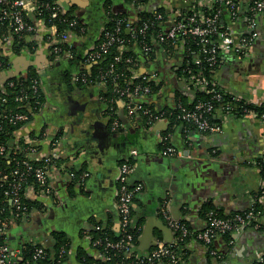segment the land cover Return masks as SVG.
Segmentation results:
<instances>
[{"label":"crops","instance_id":"obj_1","mask_svg":"<svg viewBox=\"0 0 264 264\" xmlns=\"http://www.w3.org/2000/svg\"><path fill=\"white\" fill-rule=\"evenodd\" d=\"M53 1L84 24V34L72 35L69 40L83 58L103 29L105 5L113 12H126L131 20L136 16V10L126 0ZM251 2L236 0V15L222 8L218 26L232 31L238 38L247 35L251 41L241 55L221 52L210 77L215 85L238 101L261 104L264 102V9L252 13ZM215 7V0H149L144 5L149 11L161 8L167 15L166 23L172 22L177 15L209 12ZM29 16L35 31L24 37L32 43L33 50L24 47L19 53L15 52L13 34L6 30L0 36V54L9 60L7 70L13 69L17 56L40 59V66H29L21 73L30 68L38 73L44 98L40 108L43 109L15 130L14 143L17 149L22 148L23 143L35 146L37 158L52 157L48 178L50 192L43 194L33 185L26 190V197L37 201L41 207L33 208L19 219H9L4 241L10 248L20 252L28 243L50 247L54 243L53 232L59 231L69 240L63 264H83L80 250L91 258H98L100 252L91 237L96 226L118 235V167L129 158L132 160L129 182L142 187L134 193L131 219L139 236L128 250L136 257L149 255L156 243L174 241L173 231L165 227L167 224L161 214L163 206L190 229H201L205 223L203 204L210 203L215 209L205 214L220 211L227 216L244 210L255 201L263 181L256 158L264 154V122L256 112L244 113L238 105L217 111L212 121L220 125V131L211 134L171 119L170 112L175 110L180 99L190 103L196 92H200L176 75L185 55L183 41L176 43L173 49H164L155 42L152 59L141 60L138 64L139 74L148 73L160 85L148 102L153 110L164 115L157 120L129 115L123 100L117 99L112 107L115 114L112 120L101 97L102 87L76 88L70 77L77 70L88 69L89 65L80 59L74 67L65 70L66 60L50 58L48 29L43 21L33 19L34 14ZM16 65L22 67V64ZM54 67L57 70L51 71ZM3 71L6 70L0 69V89L7 81L2 80ZM64 75L69 78H63ZM58 86H63L67 92L81 93L86 101L83 104H89L93 124L88 126L84 139H90L92 147H85L79 137H74L78 142L75 146L74 139L69 138V128L60 127L61 109L51 96ZM166 146L173 147V154L165 153ZM133 149L137 150V155L130 153ZM84 172L88 176L80 181L79 175ZM70 173L75 176L71 177ZM231 235V239L217 235L210 246L191 238L185 257L177 264H254L255 251L264 252L263 225ZM209 249L215 250L216 255L210 254ZM20 254L18 259L22 258Z\"/></svg>","mask_w":264,"mask_h":264},{"label":"built area","instance_id":"obj_2","mask_svg":"<svg viewBox=\"0 0 264 264\" xmlns=\"http://www.w3.org/2000/svg\"><path fill=\"white\" fill-rule=\"evenodd\" d=\"M217 6L209 12H192L187 15H177L172 19V22L167 23L163 31L157 32L155 39L159 42H166L169 40L181 38H190L195 41L197 50L193 57V63L197 66L206 64L209 67V72L215 69L219 62V56L221 52H234L241 55L250 45L251 37L245 35L242 37L234 36L232 31L221 29L218 26V21L222 13V8L225 7L231 12L232 15H236V0H215ZM2 8L0 10V21H7L9 24L11 33L22 36L35 31L34 25L29 22L27 16L35 12L34 0H0ZM50 11V18L59 17L57 7L54 5H46ZM264 9V0H252L250 10L252 13ZM163 16L160 13H156L152 19L143 20L139 25L134 22L135 20L120 19L116 21L115 27L112 31L105 30L103 33L104 39L100 43V48L104 51L113 44H118L119 48H125V39L120 35L121 26L130 33H137L144 35L148 27L156 20L162 19ZM250 21L251 17H250ZM75 19L71 20V24H76ZM253 25V23H251ZM46 38L51 41V45L55 53L60 51V47L57 45L59 42L68 40V35L65 31L58 32L54 26L51 29L48 28V34ZM68 41V49L65 51L64 56L71 57V44ZM143 51H149L150 46L144 44L142 46ZM97 56V52L89 55L88 59H93ZM121 58L119 55L115 56V60L119 61ZM125 62H131L130 58H126ZM0 69L6 70L7 64H4L0 60ZM200 70L198 74H191L188 79L191 86L209 95L208 99H198L191 106L186 107L178 103L175 109H178L176 118L180 119L187 124L192 125L197 131L202 133H215L220 131V125L213 122L210 118L217 111H225L231 108L232 102L225 100V92L216 88L211 78L207 79L201 74ZM143 79L151 78L152 76L142 73ZM119 74L111 66L107 70L103 71L100 76V83L103 84L107 78L117 80ZM82 78L81 80H83ZM9 87L14 86V82L7 80ZM30 91L32 93L31 98H36L35 103H38V97L40 95V82L37 77H34L30 81ZM121 96L126 99L123 101L124 108L129 115H141L149 120H157L161 118L164 113L156 112L142 102L137 101L141 96H146L150 92V87L147 84L136 83L133 86H125L124 88H117L116 90ZM20 94L16 95V102H25L29 99V95L26 91L20 90ZM233 101H238L235 97L231 96ZM2 103L6 102L3 97ZM239 106V105H238ZM240 110L244 113L251 112L245 106H240ZM173 114V111L170 112ZM252 113H254L252 111ZM250 114V113H249ZM260 119L264 122V112L259 115ZM28 114L19 111H12L9 109H0V137L5 133L8 126H16L19 123L26 122L28 120ZM166 139V137L164 138ZM14 144L9 145L0 140V156L7 158V163H11L8 171H0V197L3 200L8 201L11 207L16 210V215L27 210L26 205L23 202L26 196V190L32 186L28 182L29 178L33 179V182L37 186V190L43 194L50 192L48 178L49 167L52 161L50 155L37 158L34 154V149L26 147L23 149L22 156H16V150ZM174 149L171 146H166L165 153L171 155ZM132 155H137V150L130 151ZM132 171V164L128 162H122L118 167V190H117V213L119 218V232L116 239H111L107 234H104L101 238L93 240V245L100 246L104 250L103 259L106 264H125L123 259H114L110 251L127 252L132 244L134 238V230L132 228V204L134 193L141 190V185L133 186L129 182V176ZM71 177H74V173H70ZM88 176L87 172L79 175L80 181ZM264 188V179L262 186ZM5 202H3L4 204ZM4 210L3 208H1ZM24 214V213H21ZM161 214L167 224V226L173 231L174 241L166 243H156L151 252L147 256H138L133 261V264H160L167 262L169 264H177L179 262V253L172 248V245L181 242L184 238L190 237L199 240L203 244L211 245L214 237L217 235L226 234H240L247 228H259L264 226V190H262L257 200L253 201L247 208L242 211L233 212L227 216H220L215 212H207L204 217V226L199 229H190L185 222L173 218L168 212L166 206L161 209ZM7 222L0 221V234L5 232ZM99 226H96L98 229ZM138 231V228L136 229ZM210 254L216 255L215 250L209 249ZM66 252L64 247H61L57 254L51 255V259L57 264H62L63 256ZM19 250L10 248L6 243L0 244V264H16V258ZM44 246L34 244L31 248V259L33 261H39L45 259L47 256ZM223 264H228L224 262ZM254 264H264V252L255 251Z\"/></svg>","mask_w":264,"mask_h":264},{"label":"trees","instance_id":"obj_3","mask_svg":"<svg viewBox=\"0 0 264 264\" xmlns=\"http://www.w3.org/2000/svg\"><path fill=\"white\" fill-rule=\"evenodd\" d=\"M149 0H126V2L130 5L133 6V8L136 10V16H135V21L137 25H139L143 20H149L154 17L156 13L162 14L163 18L160 20H156L154 24L150 25L144 35L141 34H133L130 32H126V30L123 27V24L121 26V31L120 35L125 39V45H127L125 48L120 49L118 44H113L106 50H102L100 48V43L104 39L103 33L105 30L112 31L113 28L115 27L116 21L120 19H129V16L126 12H113L108 5H105V14H106V19L103 23V29L97 33L96 38L93 41L92 48L89 49V52L84 55L86 57L83 58L81 54L78 53V50L73 47L71 41L69 42L72 46V56L70 58V61L72 63H78L80 59L82 60L83 63L88 64L89 68H83L80 69L77 73L78 76V85H99L102 87V92H101V97L104 100V102L107 104L108 109L107 112H110V116L112 117L111 119L113 120L115 118V114L113 112V104L117 99H121L125 101V97L121 96L116 90L117 88H124L125 86H133L136 83H143L147 84L150 87V92L146 96H141L139 100L142 102L144 105L149 106L152 108V105L149 104L148 98L156 94L159 90V84L158 82L153 78H148L143 79L142 75L139 74L138 71V64L141 62V60L148 61L152 59L154 53H155V42L159 44V46L163 47L164 49L170 48L173 49L174 45L180 41H183L185 43V55L184 58L181 62V64L178 66L176 70V75L179 77H183L185 81H189L188 79L190 78L191 74H198L200 70L201 74L206 77L207 79L211 78V73L209 72V67L206 64H202L201 66H197L193 63V57L195 56L197 46L195 44V41L190 39V38H181L177 37L176 39L169 40L166 42H159L155 39V36L157 32L163 31L166 26V21H167V15L161 8H158L156 11H149L144 8V5L148 2ZM35 4V12H34V18L33 19H38L43 21L45 27L48 29H51L52 26L56 28L57 33L65 31L66 34L68 35V40L59 42L57 45L61 48L59 52L55 53L53 50V47L50 46L51 48V57L55 58V56H64L65 51L68 49V41L70 40V36L72 35H81L84 34L83 28L85 27L82 22L70 11L66 12L62 10V8L57 5L53 0H34ZM46 5H54L57 7L59 17L57 18H50V11L46 7ZM217 6V4H216ZM2 8V5L0 4V10ZM192 12H189L191 14ZM187 15V14H185ZM184 15V16H185ZM27 19L29 22L33 21L31 17L28 15ZM75 19L77 21L76 24H71V20ZM130 20V19H129ZM6 30H10L9 24L7 21H0V36L2 35L3 32H7ZM13 50L15 52H20L22 48L28 49V51H32L33 47L31 46V42H27L25 40L24 35L19 36L13 33ZM144 44H147L150 46L149 51H143L142 46ZM97 52V56H95L93 59L89 58V55ZM119 55L120 60L116 61L115 56ZM126 58H130L131 62H125ZM0 60L4 62V64H7L9 67V60L0 54ZM113 67V69L119 74L117 80H113L111 77L107 78L103 84L100 83V76L101 73L105 70H107L110 67ZM1 68V67H0ZM216 68V66H215ZM148 74V73H147ZM149 75V74H148ZM37 77L39 79L38 73L30 68L28 71H26L24 74H19L17 76H14L10 78V81L14 82L13 87H9L6 81L4 83L3 89H0V101L4 97L6 99L5 103L0 102V109H9L12 111H19V112H24L28 114L29 118L26 122L31 121L34 118V115L41 109L40 107L42 106V103L44 102L43 95L40 91V95L38 97V103H35L37 100L36 98H31V91H30V81L32 78ZM68 77V75H67ZM85 78L86 81L82 82L81 79ZM99 82V83H98ZM216 88H219L217 85H215ZM26 91L29 95V99L26 100L25 102H16L14 99L16 95L20 94L19 91ZM221 90V89H220ZM209 95L203 93V92H196L193 100L190 103H185L183 100H179L180 104L183 106L189 107L198 99H208ZM225 100L228 101L230 100L231 105L235 104L239 106H245L249 110H252L258 114V116L264 112V102L261 104H253V103H246L243 101H233L231 99V95L225 93ZM178 109L173 110V114L171 116V119L175 120L178 123H183L184 126H189L194 129V127L190 124H187L186 122L177 119ZM212 120V116H210ZM26 122L19 123L16 126H8L5 130V133L1 135L0 140L2 142H5L9 145H12L14 143V132L17 128L21 127L24 125ZM22 148H18L15 150L16 156H22L23 155V149L26 147H30L34 150H36V147L33 145H30L29 143H23ZM16 147V145H15ZM125 162L132 163L131 158L125 160ZM12 162L7 163V158H4L0 156V171L5 170L8 171L10 168ZM122 163V162H121ZM256 164L260 173V176L262 179H264V154L256 158ZM29 183H31L35 188L37 189L36 184L33 182L32 178H29L28 180ZM262 190L264 188H259L258 192L256 193V199L258 196H260ZM3 202H5L3 204ZM24 204L27 207V210L21 213H19L18 216L16 215V210H14L10 203L8 201H5L0 197V221L3 222H8L10 218L14 219H19L22 216L28 215V213L34 208H39L41 205L34 200H30L26 196L23 199ZM3 208L4 210H2ZM202 214L205 217V212L214 209V207L210 203H205L202 205ZM215 210V209H214ZM133 213V209H132ZM217 214L220 216H225L223 213L220 211H217ZM182 221V220H181ZM184 222V221H183ZM186 225L190 228V226L186 223ZM132 228L134 230V238L132 240V244L136 243L137 238L139 236V231H136L137 226H134L132 224ZM104 234H107L111 239H116L119 235L114 236L112 233L108 232L107 230H104L99 226L98 229H95L92 234V239L96 238H101ZM226 234L228 239H231V235ZM53 237H54V243L50 247H46V253L47 257L45 259L39 260V261H33L31 259V244H25L21 251L19 253L20 256L22 257L21 259L16 258V264H57L51 259V252L53 254H57L59 249L61 247H64L65 249L68 248L69 246V240L66 237V235L63 232H53ZM4 233L0 234V244L5 243L4 241ZM191 240L190 237L184 238L181 242L175 243L172 245V248L175 251H178L179 257L182 260L185 257V252H186V246L187 243ZM96 248L100 252V256L98 258H91L88 255L85 254L83 250H80L79 255L82 256L80 257V260H83V264H106V262L103 259L104 256V250L100 246H96ZM111 254H114L113 257L114 259H123L125 264H133V261L136 259V254L132 253L129 254V252H114L110 251ZM65 257V254L63 256V259ZM61 264V263H60ZM63 264V262H62Z\"/></svg>","mask_w":264,"mask_h":264},{"label":"water","instance_id":"obj_4","mask_svg":"<svg viewBox=\"0 0 264 264\" xmlns=\"http://www.w3.org/2000/svg\"><path fill=\"white\" fill-rule=\"evenodd\" d=\"M127 32H128V30H127ZM39 58H35V59H32V60H30V59H27L26 58V56H24V55H22V56H17V58H15L14 59V67H13V69L11 68V69H9V70H6V71H3L2 72V80L3 81H6V80H8V79H10V78H12V77H14V76H17V75H19V74H22L21 72L22 71H24L27 67H29V66H40V62H39ZM22 64V67H18L16 64ZM89 67V66H88ZM70 95V94H69ZM60 96H62V95H60V94H58V97L56 96L55 98H56V102H55V105L58 107V108H60L61 109V112H60V116H61V124H60V127L64 130V129H66L67 127L69 128V138H73L74 140V144H75V146H76V143H78L76 140H75V138L76 137H78L77 136V134L72 130V128H73V126H75V125H77L78 123H81V122H87V119L86 118H83L82 120L81 119H79L80 121H77L76 123H74V122H70V117L71 116H75V114H76V112L77 111H73V112H70L69 111V109H71L72 108V104H71V102H73V101H75L74 100V96L72 95H70L69 97H68V99L67 100H64V101H62L61 99H60ZM76 103H78V101L76 100ZM63 106H67V111H65L64 110V107ZM84 107H85V105L84 104H81V107L80 108H78L79 109V111L81 112L82 110H84ZM62 108H63V110H64V112L62 113ZM64 117H66L65 119H64ZM75 137V138H74ZM83 145L85 146V147H92V143H91V141H90V139H88L87 141L85 140V139H83ZM166 228L168 227V226H165ZM169 229V228H168Z\"/></svg>","mask_w":264,"mask_h":264},{"label":"flooded vegetation","instance_id":"obj_5","mask_svg":"<svg viewBox=\"0 0 264 264\" xmlns=\"http://www.w3.org/2000/svg\"><path fill=\"white\" fill-rule=\"evenodd\" d=\"M83 31H84V29H83ZM49 52H50V58H51V48L49 47ZM80 54V53H79ZM55 58H57V59H64V60H66V63H67V67H66V69L65 70H68V68L69 67H74V64L75 63H72L71 61H70V58L71 57H66V56H59V55H57V56H55ZM83 63V62H82ZM56 67H54V68H51V71H53V70H57V69H55ZM7 70V69H6ZM70 70V69H69ZM78 71L79 70H77V72H74V73H72L71 74V78L73 79V83L74 84H76L77 86H76V88H80V86L82 87L83 85H78L77 84V82H78V76H77V73H78ZM60 72H62V71H60ZM64 72H66V71H64ZM64 72L62 73V74H64ZM67 73V72H66ZM68 74H69V72H68ZM67 77V75L65 76L64 75V77L63 78H66ZM69 78V77H68ZM82 82H85L86 81V79L84 78L83 80H81ZM39 82H40V77H39ZM84 86H86V85H84ZM97 86H99V85H97ZM58 94H60V95H62V96H60V99L62 100V101H64V100H67L68 99V97L71 95H73L74 96V100L75 101H73V102H71V104H72V108L71 109H69V111L70 112H73V111H77L76 112V114H75V116H71L70 117V122H74V123H76L77 121H80L79 119H83V118H86L87 119V122H89L90 123V125H92L93 123H91V122H93V119H92V117H91V114H90V112L88 111V107H89V104L87 103L86 105H85V107H84V110H82L81 112L79 111V109L78 108H80L81 107V104H83V103H86V101H85V99H84V96H81L80 94L81 93H78L77 91H74V92H72L71 93V91H69V92H67V91H65L64 90V87L63 86H58V87H56V90L54 91V93H52V95L51 96H53V97H56V95H57V97H58ZM70 94V95H69ZM76 100L78 101V103H76ZM55 101H56V98H55ZM44 104V103H43ZM64 107V110L65 111H67V106L65 107V106H63ZM42 109H43V107H42ZM41 109V110H42ZM40 110V109H39ZM64 110H63V112H64ZM62 112V113H63ZM61 115V114H60ZM66 117H64V119H65ZM78 123V122H77ZM86 132H87V134H88V129H86L85 130ZM93 135H94V133H93ZM88 138H89V136H88ZM97 145H99V146H101V144H97Z\"/></svg>","mask_w":264,"mask_h":264},{"label":"rangeland","instance_id":"obj_6","mask_svg":"<svg viewBox=\"0 0 264 264\" xmlns=\"http://www.w3.org/2000/svg\"><path fill=\"white\" fill-rule=\"evenodd\" d=\"M89 125V122H81L73 126L72 130L77 134L79 139H84L87 134L85 130L88 128Z\"/></svg>","mask_w":264,"mask_h":264}]
</instances>
